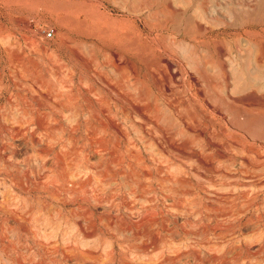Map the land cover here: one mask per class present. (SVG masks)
I'll return each instance as SVG.
<instances>
[{
  "label": "rangeland",
  "instance_id": "rangeland-1",
  "mask_svg": "<svg viewBox=\"0 0 264 264\" xmlns=\"http://www.w3.org/2000/svg\"><path fill=\"white\" fill-rule=\"evenodd\" d=\"M0 264H264V0H0Z\"/></svg>",
  "mask_w": 264,
  "mask_h": 264
},
{
  "label": "built area",
  "instance_id": "built-area-1",
  "mask_svg": "<svg viewBox=\"0 0 264 264\" xmlns=\"http://www.w3.org/2000/svg\"><path fill=\"white\" fill-rule=\"evenodd\" d=\"M44 35L45 36H51L52 35V30L51 28H44L43 29Z\"/></svg>",
  "mask_w": 264,
  "mask_h": 264
},
{
  "label": "bare ground",
  "instance_id": "bare-ground-1",
  "mask_svg": "<svg viewBox=\"0 0 264 264\" xmlns=\"http://www.w3.org/2000/svg\"><path fill=\"white\" fill-rule=\"evenodd\" d=\"M195 1V0H194ZM168 5V4H167ZM170 5V4H169ZM171 6V5H170ZM165 8V7H164ZM167 10V9H166ZM169 11V10H168ZM184 11V10H183ZM186 11V10H185ZM179 12H181V11H179ZM253 12V11H252ZM178 14V13H177ZM180 14V13H179ZM235 15H237V14H235ZM179 18V17H178ZM235 24V23H234ZM180 42V41H179ZM160 47V46H159ZM158 59V58H157ZM176 72V71H175ZM212 78V77H211ZM235 96V95H234Z\"/></svg>",
  "mask_w": 264,
  "mask_h": 264
}]
</instances>
